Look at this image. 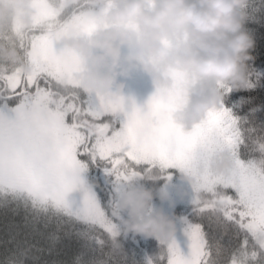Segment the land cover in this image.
I'll return each instance as SVG.
<instances>
[{
    "label": "snow or ice",
    "instance_id": "obj_1",
    "mask_svg": "<svg viewBox=\"0 0 264 264\" xmlns=\"http://www.w3.org/2000/svg\"><path fill=\"white\" fill-rule=\"evenodd\" d=\"M33 6L31 26L17 17L0 27V42L16 47L31 68L24 74L0 61V207L23 208L33 232L37 224L83 225L75 233L84 249L76 264H128L116 239L123 226L112 194L135 179L157 173L171 179L179 170L192 177V215L201 222L181 219L187 255L173 238L147 264H264V101L257 106L252 97L236 96L264 89V68H249L238 89L221 85L220 107L184 130L170 118L184 100L183 73H172L173 86L157 89L146 108L112 94L82 97L74 79L82 57L65 48L58 53L53 42L104 26L103 10L92 12L87 0H33ZM69 7L71 19L61 22ZM261 9V0H250V16ZM225 151L231 167L214 172L212 160ZM76 192L79 199L70 195ZM47 240L52 245L59 236ZM13 241L6 264H26L33 250L43 251L27 236Z\"/></svg>",
    "mask_w": 264,
    "mask_h": 264
},
{
    "label": "clouds",
    "instance_id": "obj_2",
    "mask_svg": "<svg viewBox=\"0 0 264 264\" xmlns=\"http://www.w3.org/2000/svg\"><path fill=\"white\" fill-rule=\"evenodd\" d=\"M87 2L90 9L99 6L103 10L104 26L60 39L65 49L83 58L74 74L81 90L123 97L125 85L118 77H127L136 69L147 73L156 89L171 88L172 73H183L187 79L184 100L170 118L184 130H191L220 107L221 85L238 89L246 83V68L254 60L255 47V39L246 28L250 0ZM35 14L33 0H0V27L17 17L25 27L31 26ZM123 46L135 50L134 54L123 56ZM0 61L15 65L24 74L31 71L17 48L7 42H0ZM231 165L232 158L225 151L210 167L223 173ZM181 179L192 183L189 175ZM156 198L154 189L129 183L115 201V211L127 214L122 231L155 238L160 244L171 241L176 223L162 210L152 209Z\"/></svg>",
    "mask_w": 264,
    "mask_h": 264
},
{
    "label": "trees",
    "instance_id": "obj_3",
    "mask_svg": "<svg viewBox=\"0 0 264 264\" xmlns=\"http://www.w3.org/2000/svg\"><path fill=\"white\" fill-rule=\"evenodd\" d=\"M259 2V0H257ZM264 3V0H261ZM94 13H99L101 8L99 6L90 9ZM74 13V8L69 7L64 10L59 19L61 22H65L71 19ZM247 30L253 35L255 39V47L252 50L254 60L249 61L247 64L246 72L251 68L255 71L256 68H264V64L260 61L264 60V9L251 15L246 23ZM53 47L58 53L64 49V43L62 40L53 42ZM128 47L124 46V50ZM94 53L97 50H93ZM122 52V50H121ZM122 52L123 56L131 55L129 52ZM83 59V58H82ZM118 82H122L124 87L123 97L126 105L131 106L132 102L140 108H146L147 102L155 94L156 86L153 83L151 77L140 69L134 70L129 76L123 77ZM82 97L91 96L95 99V93H87L83 90H79ZM249 96L254 98L255 104L258 106L261 101H264V89L257 87L251 92H238L239 96ZM247 110V109H245ZM179 173V170H175L171 176V179L160 174H154L152 178L135 179L131 183L136 185H144L152 188L157 193V198L153 200L152 207H155L161 200L160 195L169 187V183L174 181L175 177ZM184 173H182L183 175ZM95 175V173H94ZM128 186L126 184L123 190ZM102 187V185H101ZM122 190V191H123ZM76 198H80L78 192L70 194ZM112 198H116V194H112ZM105 207L107 208V200L105 201ZM193 205L188 206H177L171 218L175 221L176 216L183 215L185 218H190L193 223L201 222L200 219L192 215ZM123 213L119 214V221L123 226V220L126 219L122 216ZM175 218V219H174ZM36 227L39 232H33L32 225L30 223V216L25 212L23 208H17L15 205L8 207H0V264H6V262L12 257L16 250V242L13 241V237L17 240L23 239L25 236L28 237L30 243L36 244L38 248L43 249L41 252H35L26 257V264H33V256L38 258V264H76L78 257L82 258L84 252L82 242L77 238L76 232L83 228V225L76 224H64L57 227L55 223L49 224L45 227L43 224H37ZM177 227V226H176ZM183 228V225H180ZM55 233L59 236V240L55 244L50 245L47 237ZM68 233H71L69 235ZM101 239L108 240L107 233L103 229H99L96 233ZM117 242L120 243L125 253L128 256V264H147V260L150 257L159 255L163 245H161L155 238H146L132 233H121L117 236ZM185 255L188 252L181 249ZM110 251V246L106 243L103 249V257L99 245H97V252L95 255L103 259H108L107 253ZM166 264V262H165Z\"/></svg>",
    "mask_w": 264,
    "mask_h": 264
},
{
    "label": "rangeland",
    "instance_id": "obj_4",
    "mask_svg": "<svg viewBox=\"0 0 264 264\" xmlns=\"http://www.w3.org/2000/svg\"><path fill=\"white\" fill-rule=\"evenodd\" d=\"M184 175L185 174L182 175L181 171L177 173L174 181L169 183V187L165 188L162 192L163 199H161L155 207H152L153 210H162L166 215L171 217L177 206L193 205L192 200L194 199L196 193L193 189L192 183L181 179ZM122 216L127 218L126 213H123ZM182 218L185 217L183 215H178L176 216V219L174 218L177 227L173 238L179 243L181 249L188 252V240L184 235L183 228L180 227Z\"/></svg>",
    "mask_w": 264,
    "mask_h": 264
},
{
    "label": "flooded vegetation",
    "instance_id": "obj_5",
    "mask_svg": "<svg viewBox=\"0 0 264 264\" xmlns=\"http://www.w3.org/2000/svg\"><path fill=\"white\" fill-rule=\"evenodd\" d=\"M121 50H122V52H123V51H125L126 53L129 52L131 55L134 54V51H135V50L130 49V48H127L126 50H124V46L122 47ZM126 53H125V54H126ZM126 55H127V54H126ZM121 78H122V76H121V77H118L119 80H120Z\"/></svg>",
    "mask_w": 264,
    "mask_h": 264
}]
</instances>
